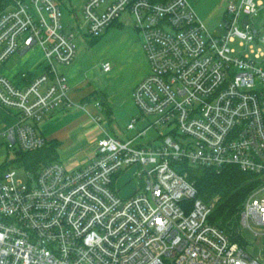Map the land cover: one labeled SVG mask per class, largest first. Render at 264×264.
<instances>
[{
  "label": "built area",
  "instance_id": "2783aa9c",
  "mask_svg": "<svg viewBox=\"0 0 264 264\" xmlns=\"http://www.w3.org/2000/svg\"><path fill=\"white\" fill-rule=\"evenodd\" d=\"M83 1L93 37L123 13L134 18L151 73L133 97L156 118L142 129L134 118L127 128L137 134L126 140L103 127L93 159L78 169L53 162L26 170L24 183L0 162V264H264L210 221L213 206L174 167L236 166L255 176L240 221L264 232L256 228L264 227V32L250 19L263 2L230 0L224 32L215 35L189 0ZM62 2L12 0L0 14V105L15 117L0 133L6 149H42L41 123L72 104L59 67L75 61L78 33L64 24ZM35 47L44 51L41 72H20L19 84L2 73ZM102 67L113 69L109 61ZM158 124L169 129L160 144H137ZM131 168L144 184L122 197L116 183Z\"/></svg>",
  "mask_w": 264,
  "mask_h": 264
},
{
  "label": "rangeland",
  "instance_id": "374dc122",
  "mask_svg": "<svg viewBox=\"0 0 264 264\" xmlns=\"http://www.w3.org/2000/svg\"><path fill=\"white\" fill-rule=\"evenodd\" d=\"M189 1L197 15L200 16V12L212 15L225 13L230 0H226V2L225 0H201L200 5L199 3L197 4L198 0ZM258 1H262L264 4V0ZM104 6L106 4L100 7L99 11H103ZM83 7V0H64L62 2L64 24L68 30L78 33V53L75 61L81 65L83 71H93L91 76L93 87L99 89L104 94V97H107L108 105L113 112L112 133L123 140L130 139L137 134L136 131H130L127 128L134 118L139 119L137 124L139 129L144 128L146 122H153L156 118L154 115H143L136 106L133 97L137 85L151 73L146 53L139 44V42H142L141 36L136 30L134 18L128 13H123L119 19L121 24L113 23L106 27L98 37H93L88 32ZM250 19L253 29L264 32V6L259 9L257 15H252ZM217 23L221 25L222 18ZM80 27L82 28L80 29ZM210 30L212 33L216 32L213 29ZM96 40L97 42H95ZM234 46L238 48V43H234ZM242 53L254 55L249 47L242 48ZM18 59H20L19 55L13 56L2 72L9 76L15 69V63L18 62ZM106 61L111 62L113 65V70L109 74L102 72L100 68L101 64ZM69 67L60 66L59 72L65 75ZM0 108L5 110V112L0 110L1 133L6 129V124L12 120L15 122V117L10 109L8 110L1 105ZM106 113V111L100 112L103 118L102 123L108 120ZM158 125V127L149 130L146 136L139 139L137 144H160L161 135L169 134V129L165 125ZM170 135L173 136L172 134ZM173 138L179 143L187 141L179 136H173ZM6 146L4 140L0 139V162L17 160L19 157L18 147L16 146L15 150H13L6 149ZM90 149L85 151L83 157L92 154L89 151ZM12 168L17 171L19 179L23 180L24 183L28 182L29 177L24 167L15 166ZM137 171L138 168L129 169L121 175L122 178L120 177L121 179L116 183V188L122 197L130 196L138 186L140 187V184H144V180H140L136 175ZM256 228L264 230V227L257 226ZM236 229L239 231V243L251 255L264 257V232L256 235L251 228L243 226L240 220L236 225Z\"/></svg>",
  "mask_w": 264,
  "mask_h": 264
},
{
  "label": "crops",
  "instance_id": "0c3cea01",
  "mask_svg": "<svg viewBox=\"0 0 264 264\" xmlns=\"http://www.w3.org/2000/svg\"><path fill=\"white\" fill-rule=\"evenodd\" d=\"M198 3L200 5L201 0H198L197 4ZM199 17L210 32V29H213L216 31L213 34H223V23L226 18V11L219 15L203 14L200 12ZM221 18L222 24L219 25L217 21H220ZM139 44L140 47L143 48L142 42H139ZM17 55H19L20 59L15 63V69L10 75L7 76L2 72L15 83L19 84L21 82V78L19 77L20 72L27 71L39 73L43 70L41 63L44 59V51L41 47H35L26 53ZM103 63L100 68L102 72L106 73L102 67ZM109 73L110 72L107 74ZM92 74V70L83 71L81 65L74 61L65 73L70 86L69 95L72 103L71 106L57 109L41 123V132L45 137L50 142L55 141L58 144L57 162H61L69 170L85 166L93 159L98 140L105 136L103 127L108 128L110 134L113 136H117L111 131V129H113V112L108 105V99L104 97V94H102L99 89L93 87L91 81ZM98 104H101L103 107L101 112H107L106 118L108 120L105 123H102L103 118L100 114ZM0 110L5 112V110L1 108ZM97 116L101 117V123L95 121V117ZM13 123L14 120L6 124L5 128L10 127ZM88 149H90L89 151L92 152V154L83 157L85 151ZM121 178H119L117 182Z\"/></svg>",
  "mask_w": 264,
  "mask_h": 264
},
{
  "label": "trees",
  "instance_id": "16d2710c",
  "mask_svg": "<svg viewBox=\"0 0 264 264\" xmlns=\"http://www.w3.org/2000/svg\"><path fill=\"white\" fill-rule=\"evenodd\" d=\"M10 4H12V0H0V14ZM116 22L119 23V20L114 23ZM57 147V142L48 140L47 144L37 151H19L18 159L7 161L3 167L9 169L20 166L26 170L37 172L42 167L57 162ZM174 167L180 174L187 175V179L195 185L198 197L213 206L210 221L232 236L234 241L239 242L236 225L240 220L244 202L258 184V179L252 174L241 171L236 166L216 170L194 167L185 162L176 163Z\"/></svg>",
  "mask_w": 264,
  "mask_h": 264
},
{
  "label": "water",
  "instance_id": "95a60500",
  "mask_svg": "<svg viewBox=\"0 0 264 264\" xmlns=\"http://www.w3.org/2000/svg\"><path fill=\"white\" fill-rule=\"evenodd\" d=\"M247 22H248V19L245 20V23H244L245 26L247 25ZM237 232H239V231H237Z\"/></svg>",
  "mask_w": 264,
  "mask_h": 264
}]
</instances>
